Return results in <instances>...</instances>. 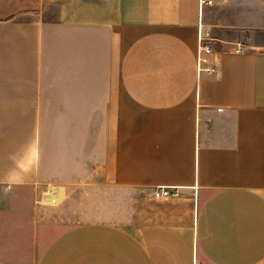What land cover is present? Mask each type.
Masks as SVG:
<instances>
[{
	"label": "crops",
	"instance_id": "crops-1",
	"mask_svg": "<svg viewBox=\"0 0 264 264\" xmlns=\"http://www.w3.org/2000/svg\"><path fill=\"white\" fill-rule=\"evenodd\" d=\"M0 264H264V0H0Z\"/></svg>",
	"mask_w": 264,
	"mask_h": 264
},
{
	"label": "built area",
	"instance_id": "built-area-1",
	"mask_svg": "<svg viewBox=\"0 0 264 264\" xmlns=\"http://www.w3.org/2000/svg\"><path fill=\"white\" fill-rule=\"evenodd\" d=\"M216 0H200L201 14H203L208 8L215 6ZM213 36L209 29L203 28L201 25L200 29V46H199V61L200 64H205L209 62V56L213 52L212 46ZM237 53H244L247 48L240 44L238 48L235 49ZM210 71H216V67L207 68ZM178 195L176 190H173L170 186H157L153 192V198L155 200H165L173 199Z\"/></svg>",
	"mask_w": 264,
	"mask_h": 264
},
{
	"label": "rangeland",
	"instance_id": "rangeland-1",
	"mask_svg": "<svg viewBox=\"0 0 264 264\" xmlns=\"http://www.w3.org/2000/svg\"><path fill=\"white\" fill-rule=\"evenodd\" d=\"M213 36V35H212ZM151 206L145 212L142 213L141 217L143 221L145 222H153V221H160L161 220V215L159 210L156 209L155 204L157 202L151 201ZM16 205L13 207V210H15Z\"/></svg>",
	"mask_w": 264,
	"mask_h": 264
},
{
	"label": "bare ground",
	"instance_id": "bare-ground-1",
	"mask_svg": "<svg viewBox=\"0 0 264 264\" xmlns=\"http://www.w3.org/2000/svg\"><path fill=\"white\" fill-rule=\"evenodd\" d=\"M53 186H51V189H53L52 188ZM60 189H61V187H60ZM50 192V191H49ZM52 192V191H51ZM55 192V191H54ZM53 193V192H52ZM57 193V192H56ZM61 193H63V192H61ZM45 194H46V192H45ZM47 195V194H46ZM53 196H54V194H53ZM58 197H59V194H58ZM57 198V197H56ZM64 198V197H63ZM48 201V200H47ZM57 201V200H56ZM52 203V202H51ZM54 203V202H53Z\"/></svg>",
	"mask_w": 264,
	"mask_h": 264
}]
</instances>
